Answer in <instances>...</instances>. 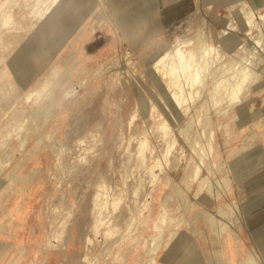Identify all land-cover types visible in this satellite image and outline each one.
Returning a JSON list of instances; mask_svg holds the SVG:
<instances>
[{"label": "rangeland", "instance_id": "1", "mask_svg": "<svg viewBox=\"0 0 264 264\" xmlns=\"http://www.w3.org/2000/svg\"><path fill=\"white\" fill-rule=\"evenodd\" d=\"M185 1L156 0L155 16L174 13L146 35L147 0H0V264H160L166 253L168 264H212L222 248L200 245L196 214L204 193L223 189L226 161L256 141L249 98L264 72L244 85L251 70L232 69L240 41L253 44L244 20L226 33ZM199 36L212 43L201 90L189 85L198 57L186 72L172 64ZM235 189L261 242L264 193ZM263 247H232L231 264L248 253L264 264Z\"/></svg>", "mask_w": 264, "mask_h": 264}, {"label": "crops", "instance_id": "2", "mask_svg": "<svg viewBox=\"0 0 264 264\" xmlns=\"http://www.w3.org/2000/svg\"><path fill=\"white\" fill-rule=\"evenodd\" d=\"M186 0L183 5L188 4ZM197 10L203 15L210 16L213 25L218 28H225L227 19L230 16L234 17V23L240 26V21L244 20L241 6L237 5L232 8V0H195ZM257 10L261 0H245ZM156 0H147V7L143 9L148 13L149 24L146 35L153 34L154 28L164 30L170 23L174 13L173 8H168L163 11L161 17H157L152 13L154 11ZM187 3V4H186ZM140 4L137 3L134 7ZM182 7V6H181ZM127 8V7H126ZM153 9V10H152ZM142 11V10H141ZM141 11L130 15V22L135 25L136 20L140 19ZM144 12V13H145ZM165 21L166 25L162 22ZM121 26V24H119ZM162 25V26H161ZM222 29V31H223ZM217 32V36L222 35ZM234 32V31H232ZM142 38L136 39L137 43ZM134 42V40H132ZM260 88H256V94H252L250 99V110H254L259 106L257 114L258 123L254 131L256 141L246 144L244 153L241 158L234 160L229 159L224 164V179L222 180L223 189L217 190L215 186L214 194L204 193L202 196V207L197 211V241L200 245L206 248H222L219 251L212 249L209 255V263H218L220 252L225 256L228 264L232 263V247H249V246H264V238L261 242L253 243V238L247 233V221L240 216V212L232 205V198H236L235 185L240 184L244 190L246 198H261L264 193V83ZM239 153L237 149L235 155ZM239 219V220H238ZM207 232V233H206ZM235 232V233H234ZM239 241V242H238ZM240 249H236V256L239 255ZM264 251V247L262 248ZM161 254L158 252L157 257ZM256 255V254H255ZM257 256V255H256ZM172 257L169 253L163 254L160 259V264H168Z\"/></svg>", "mask_w": 264, "mask_h": 264}, {"label": "bare ground", "instance_id": "3", "mask_svg": "<svg viewBox=\"0 0 264 264\" xmlns=\"http://www.w3.org/2000/svg\"><path fill=\"white\" fill-rule=\"evenodd\" d=\"M237 5L241 6V11H242V14H243V17H244L245 23H244V27L242 26L243 30H244V33H245V35H249V39L252 41L253 44L252 45H248V43L246 42L245 39H242L240 41L241 44H244L246 46V49H245L246 54L239 56V59L233 65L232 69L238 70L240 68H243V66H245V68H249L251 70V75H248L245 78L244 85L245 84L250 85L253 82H255L258 79H260L261 75L264 72L263 71V66L261 65L264 62V54H263L264 53V27H263L262 24H260V22L256 21V17H258L257 13H259L260 17H262L264 19V10H262V6L264 5V1L259 5L257 10H255V8L253 6H251L245 0H232V3H231L232 8L236 7ZM225 23H226V27H225V32L226 33H228L232 29H236L237 30V29L240 28L236 23H234V17L233 16H230L227 19V22H225ZM186 43H187V41H186ZM210 45H212V43L210 42V40L207 37L199 36L197 38V41H195L192 46L191 45L188 46L190 48L186 52L182 51L181 49H177L175 51V54H173V56H172V58L173 57L178 58V61L176 63L172 61V64H175L177 67H181L182 70H184V67H188L189 69L190 68L193 69L192 60L195 57L196 58L198 57V60H197L198 62L196 61L197 64L195 66L196 69L194 70L195 72H193L194 74L192 73L194 75V78H192L193 79V80H191L192 82L190 81L191 83L187 82V83H189V85H191L192 87H195V89H198V90L199 89L200 90L201 89H205V86L207 85L206 77H205V75H203V72L206 70L205 69L206 68L205 66H207L206 63H208V62H206L208 60V59L206 60V56L211 53V52L210 53L208 52V49H209ZM187 52L190 54V57L188 56L189 58L186 56ZM209 59H211V58H209ZM162 60H163V58H162ZM159 63H161V62H159ZM172 66H174V65H172ZM161 68L163 70V68H164L163 64H162ZM172 68H175V67H171V69L170 68L169 69L172 71ZM165 70H167V69H165ZM184 71L186 72V70H184ZM184 71H182V72H184ZM229 71H230V69H229ZM229 71L226 70L227 73ZM228 74L226 75V73H225V77L228 76ZM185 75H186V73L183 75V77ZM171 76H173L172 73H171ZM189 76H190V74H189ZM187 77L188 76H186V78ZM176 78L178 79V77H176ZM176 78H174L173 80H176ZM218 79H219V76H216L213 79V83L212 84H213V86L216 85L215 89L218 88L217 87ZM223 80H225V79L223 78ZM226 80H227L228 86H232V78H228ZM179 81H180V79H179ZM182 81H183V79H182ZM184 83H185V81H184ZM184 83L180 82V84H178V85L176 84L175 85L176 88H179L182 93L184 92L185 86L187 85V83L186 84H184ZM241 91H243V87H242ZM181 95L182 94L179 95L177 93V91H176L174 96L172 97L173 101L181 100ZM240 95H241L240 97H241V100H242L243 97H244V93L242 92ZM44 112L45 111H43V113ZM24 144H25V141H22L21 142V147L22 148H24ZM214 189H215L214 186H212L210 191L213 192ZM18 214H21L20 210L17 211L16 215H18ZM244 263L245 264H260V262L258 260V257L254 253H248L247 257L245 258Z\"/></svg>", "mask_w": 264, "mask_h": 264}]
</instances>
